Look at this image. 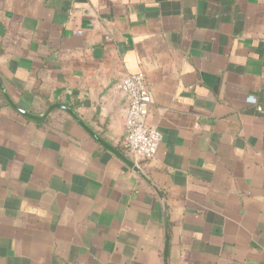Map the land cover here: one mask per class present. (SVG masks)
<instances>
[{"label":"crops","instance_id":"1","mask_svg":"<svg viewBox=\"0 0 264 264\" xmlns=\"http://www.w3.org/2000/svg\"><path fill=\"white\" fill-rule=\"evenodd\" d=\"M133 74L162 134L139 172L0 90V264H264V0H0L25 111L124 152Z\"/></svg>","mask_w":264,"mask_h":264},{"label":"built area","instance_id":"2","mask_svg":"<svg viewBox=\"0 0 264 264\" xmlns=\"http://www.w3.org/2000/svg\"><path fill=\"white\" fill-rule=\"evenodd\" d=\"M116 89L128 98L125 120L124 152L132 161L153 160L162 142V134L148 125L153 92L144 74L124 76ZM253 103H255L252 100Z\"/></svg>","mask_w":264,"mask_h":264},{"label":"water","instance_id":"3","mask_svg":"<svg viewBox=\"0 0 264 264\" xmlns=\"http://www.w3.org/2000/svg\"><path fill=\"white\" fill-rule=\"evenodd\" d=\"M0 90L2 91L7 103L9 104V106L11 108H13L16 112H18L20 115H22L23 117L32 120V121H45L47 120V118L56 110L60 109V110H64L67 114H69L71 116V118L77 123L79 124V126L85 130L99 145H101L103 148H105L106 150L110 151L115 157H118L119 160H121L122 162H124L126 165H128L130 168H132L133 170L139 172V168L137 166V164L132 161L128 156H126V154L116 148H114L113 146H111L110 144H108L107 142H105L101 137H99L95 132H93L90 127H88V124H86L82 119L79 118V116L67 105L64 104H54L52 106H50L47 111L42 114V115H34L31 114L27 111H25L24 109H22L21 107H19L18 105H16L12 99L10 98L9 94L7 93L1 79H0Z\"/></svg>","mask_w":264,"mask_h":264},{"label":"trees","instance_id":"4","mask_svg":"<svg viewBox=\"0 0 264 264\" xmlns=\"http://www.w3.org/2000/svg\"><path fill=\"white\" fill-rule=\"evenodd\" d=\"M58 112V114H63L61 111H57ZM51 119V118H50ZM50 119H48V120H50ZM48 120H46L45 122H43V123H47L48 122ZM42 124V123H41Z\"/></svg>","mask_w":264,"mask_h":264}]
</instances>
